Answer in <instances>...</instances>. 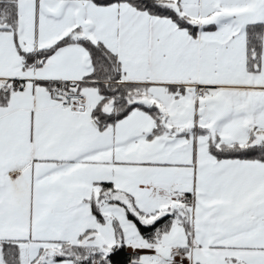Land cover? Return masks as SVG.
<instances>
[{
  "label": "snow or ice",
  "instance_id": "snow-or-ice-1",
  "mask_svg": "<svg viewBox=\"0 0 264 264\" xmlns=\"http://www.w3.org/2000/svg\"><path fill=\"white\" fill-rule=\"evenodd\" d=\"M0 264H264V0H0Z\"/></svg>",
  "mask_w": 264,
  "mask_h": 264
}]
</instances>
